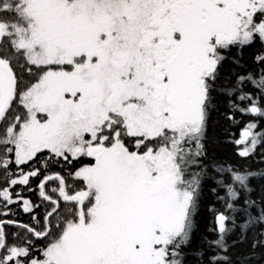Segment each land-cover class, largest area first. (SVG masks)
I'll use <instances>...</instances> for the list:
<instances>
[{"label": "snow or ice", "instance_id": "obj_1", "mask_svg": "<svg viewBox=\"0 0 264 264\" xmlns=\"http://www.w3.org/2000/svg\"><path fill=\"white\" fill-rule=\"evenodd\" d=\"M0 264H264V0H0Z\"/></svg>", "mask_w": 264, "mask_h": 264}]
</instances>
